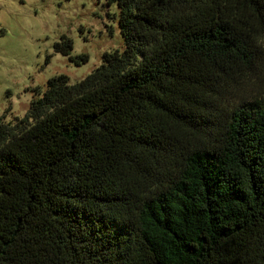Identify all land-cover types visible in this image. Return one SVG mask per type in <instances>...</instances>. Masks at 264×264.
Wrapping results in <instances>:
<instances>
[{"label": "trees", "instance_id": "trees-1", "mask_svg": "<svg viewBox=\"0 0 264 264\" xmlns=\"http://www.w3.org/2000/svg\"><path fill=\"white\" fill-rule=\"evenodd\" d=\"M109 1L124 49L0 116V264H264V0Z\"/></svg>", "mask_w": 264, "mask_h": 264}, {"label": "rangeland", "instance_id": "rangeland-1", "mask_svg": "<svg viewBox=\"0 0 264 264\" xmlns=\"http://www.w3.org/2000/svg\"><path fill=\"white\" fill-rule=\"evenodd\" d=\"M119 6L109 0H0V116L23 117L50 78L66 74L71 83L89 75L104 53L123 50ZM63 36L73 40L81 65L57 53Z\"/></svg>", "mask_w": 264, "mask_h": 264}]
</instances>
